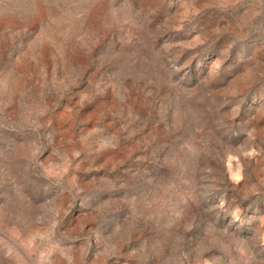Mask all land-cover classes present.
<instances>
[{"label":"rangeland","instance_id":"1","mask_svg":"<svg viewBox=\"0 0 264 264\" xmlns=\"http://www.w3.org/2000/svg\"><path fill=\"white\" fill-rule=\"evenodd\" d=\"M0 264H264V0H0Z\"/></svg>","mask_w":264,"mask_h":264}]
</instances>
